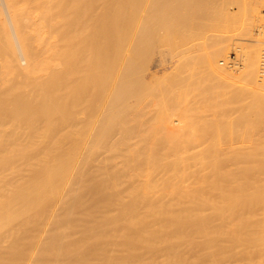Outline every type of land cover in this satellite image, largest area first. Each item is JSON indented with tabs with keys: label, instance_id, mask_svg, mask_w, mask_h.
Masks as SVG:
<instances>
[{
	"label": "bare ground",
	"instance_id": "obj_1",
	"mask_svg": "<svg viewBox=\"0 0 264 264\" xmlns=\"http://www.w3.org/2000/svg\"><path fill=\"white\" fill-rule=\"evenodd\" d=\"M48 1L22 7L21 0H0V41L5 53L1 67L9 82L5 87L8 91L0 96V113L13 101H22L16 103L19 110L14 117L0 118V264H264V150L238 146V136L231 137L232 127L226 130L221 117H215V121L212 118V122L201 119L204 123L199 119V123L195 112L178 108L180 111L173 114L176 116L162 125L164 131L160 128L162 136L159 132L157 141L148 144L143 154L129 151L132 157L124 152L130 158L127 164L131 160L133 163L128 168L123 163L127 170L124 177L122 166L119 183L112 182L110 172H105L108 166L112 167L108 171L117 175L120 170L116 162L115 167L112 162L99 164L106 167L97 169L105 170L107 185H114L110 191L102 183L105 193L92 190L90 175L100 171L91 168V158L96 162L104 154L119 156L118 151L89 149L86 161L81 158L80 162L84 155H79V150L51 149L61 144L59 133H54L57 125L51 132L47 130V136L41 122L45 118L55 123L53 114L59 102L55 90L62 72L63 79L68 75L66 81L72 76L66 65V53L72 51L68 36L61 32L63 19L53 12L52 4L58 0ZM237 1L246 9L263 2ZM37 9L41 10L34 21L32 14ZM229 48L209 49L211 53L206 54L204 67L217 78L230 75L223 66ZM19 56L25 67L19 63ZM257 78L252 89L264 91V71ZM234 88L239 95L234 96L237 99L233 104L241 120L246 116L254 122L264 120L263 98L259 104L244 102L243 94L251 95L250 91L242 86ZM47 91L56 97L46 95ZM254 94L252 98L258 99V93ZM23 97L28 102H23ZM40 97V110L39 105L27 106L32 99L42 100ZM223 104L228 106L225 109L233 105ZM45 114L49 115L47 119ZM219 132H226L230 140L223 143L224 148L209 149L215 144L209 145L208 139L220 137ZM45 136L51 140H44ZM122 138H113L110 150L130 145ZM186 159L187 166L194 167H186ZM78 162L86 169L77 172ZM170 162H178V170L173 164L167 168ZM99 176L92 180L97 181ZM113 211L117 214L110 216ZM200 238L206 245L198 241Z\"/></svg>",
	"mask_w": 264,
	"mask_h": 264
},
{
	"label": "rangeland",
	"instance_id": "obj_2",
	"mask_svg": "<svg viewBox=\"0 0 264 264\" xmlns=\"http://www.w3.org/2000/svg\"><path fill=\"white\" fill-rule=\"evenodd\" d=\"M28 1L26 0L27 3H25L24 0H21V6L29 7L30 3L31 5L34 3L36 7L41 2L42 5L46 4V0ZM53 1L55 2V0L51 2ZM241 4L237 0H58L57 3L52 4L53 12L59 13L63 19L61 26L63 31L61 32L66 33L69 42H71L69 49L72 52L66 53V65L67 71H71L69 75L72 74V76L69 77L70 80L66 81L68 79L67 73L65 80L63 79V72L60 73V84L58 90H55L57 92L55 95L61 103L57 102L58 106H56L57 109L53 114L55 123L52 122L53 119H47L49 117L47 114L43 117H46L50 122L45 118L41 122V128L44 126L46 129L42 130L44 132L47 130L51 132L53 127L57 125L54 133H59L58 140L60 139L59 144L60 142L61 144L51 149H75L77 152L79 150V155H84V158L80 157V162L81 158L85 160L87 159L86 155H90L87 153L89 149L99 152L118 151L120 154H124L120 155L116 152L119 156L115 157L104 154L105 157L108 156L106 157L108 162L105 161V157H102L105 160L100 158L95 162L91 158L92 156H89L92 159H89V163L91 160V168L94 166L95 172H101V167L109 162H112L113 165L116 162L115 165L118 164L117 167L119 168L117 169L120 170L117 175L113 174V170L108 171L112 168V164L109 166L110 169L107 166V171L104 170L105 166L102 168H104L106 175L110 172L108 174L109 179L117 184L119 183L118 177L121 178L122 176V166H124L123 176L127 170L123 163L127 164L126 160L129 156L126 157L127 154L125 156L124 152L139 150V153L143 154L146 147L148 148V144L154 139L157 141L159 132L161 135L160 128H163L162 125L165 126L170 120L169 118L180 108L193 114L195 112L193 116L198 121L202 119L212 122L213 119L214 121L217 120L215 117H221L222 120L224 119L223 124L225 123L227 126L226 130L229 129L228 127H232L230 130L234 132L230 131L233 133L231 137L238 136V146H243L244 149L255 147L256 150H264V120L254 122L253 118L250 120L251 116H248L249 119L246 116L247 121L245 118L244 121L241 120L242 117L233 104L237 99L235 97L239 95L235 91L236 88L234 87L236 86L237 88L245 87L251 95L258 93L259 100L256 98L257 96L253 97L255 100L252 98L255 94L252 96L243 94L244 102L246 100L249 103L250 100V102L262 103L264 100V96H262L264 91L252 89L256 85L257 76L264 71V0L255 4L251 9H246ZM40 10L37 9L32 14L34 21L37 19L35 14ZM222 46L229 48L223 66L227 67L228 74L231 76L223 77L224 79L218 77V79L213 76L214 74H211L212 72L210 73L209 70L205 69L204 65L206 66V64L203 62L210 50L222 48ZM4 54V47L0 41V94L2 93L0 96L8 91L5 87L9 85L7 76L3 74L1 67L4 62ZM23 62L22 56H19V63L25 67ZM205 62L207 63V60ZM232 92L235 95H232L234 94ZM45 94L56 97L52 95L54 93L51 94L49 91ZM225 97L228 105L233 104L228 109H225L226 106L223 107V103L227 105L224 102ZM24 98L25 101L23 102H28L27 98ZM34 101L35 99H32L26 105H39L37 107L40 110L43 106L41 105L43 99L35 101L36 103ZM16 103L14 104L13 101L9 107L6 106L1 111L0 118L2 116V118L8 119L14 117L19 110V105L16 106ZM20 105L22 108L24 104ZM32 107L35 106L32 105ZM58 107L60 108L58 109ZM180 109L178 110L180 111ZM184 111L182 113H185ZM41 117L39 118L41 119ZM235 119L237 122L234 121ZM202 120L201 122H203ZM240 126L242 127L240 128ZM49 132L45 134L48 136ZM58 133L56 134L58 135ZM220 134H222L220 137H209V145L215 144L208 146L209 149L225 147L223 143L229 141L231 137L225 136V134L227 135L226 132ZM118 136H124L122 141L123 139L124 142L127 141L128 143L129 141L130 145H123L115 148V150H110L112 148L109 143ZM22 139L20 138V140ZM43 139L49 140L50 138L45 136ZM25 142L26 140L23 141V143ZM44 143L48 144V142ZM32 149L34 147L28 148L31 151ZM129 155L133 157V154ZM103 161L104 164L99 166ZM182 162L184 163V161ZM185 162V166L188 167L187 159ZM132 163L131 160L130 164ZM181 163H179L180 166H183ZM78 164L80 167L77 166V172L86 169L84 163H81L84 168L79 162ZM171 164L174 165L171 162L170 165L166 164L167 168L168 166L172 167ZM177 164L178 162L174 165L176 169ZM129 165L127 164V168ZM190 166L191 168L194 167V165ZM97 167L101 170H98ZM117 169L114 170L117 172ZM104 171L101 172L104 177L100 175V172L98 173L100 176L94 175L103 177H97L98 180L100 179L99 181L97 179V181L92 180L94 176L92 178L90 175L93 191L100 189L102 192L104 189H102V183L105 184V188L111 189L110 186L112 185L108 186V182L106 183L108 178H106ZM202 171V175H204L203 168ZM202 171H199L198 174ZM111 181H109L110 184ZM95 182H98V185ZM94 184L95 186H93ZM96 186L101 187L94 188ZM106 189H104L105 192ZM79 190L82 193L80 186ZM163 190L160 189L161 192ZM113 213L117 214L116 211L108 214L113 216ZM207 215L204 214V216ZM198 241L206 245L202 238Z\"/></svg>",
	"mask_w": 264,
	"mask_h": 264
}]
</instances>
